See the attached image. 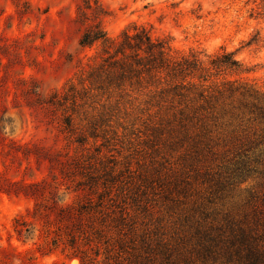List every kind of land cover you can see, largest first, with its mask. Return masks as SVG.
Returning a JSON list of instances; mask_svg holds the SVG:
<instances>
[{
  "label": "trees",
  "instance_id": "1",
  "mask_svg": "<svg viewBox=\"0 0 264 264\" xmlns=\"http://www.w3.org/2000/svg\"><path fill=\"white\" fill-rule=\"evenodd\" d=\"M77 14L95 20L83 25L78 45L99 44V62L81 75V88L69 84L49 104L65 110L64 129L76 135L75 143L93 140L94 154L82 158L89 171L77 183L89 198L60 210L52 245L66 237L81 264H97L100 247L104 264H264V193L248 190L242 203L232 202L237 185L251 173L264 178V95L226 78L241 68L232 53L206 62L196 53L174 57L167 41L152 39L145 29L111 40L101 25L107 11L99 0H79ZM79 101L100 107L81 128L69 113ZM254 123L262 126L257 137L247 132ZM136 126L146 128L151 139L166 135L186 145L188 171H132L130 162L118 170L116 156L102 149L111 153L114 141ZM215 138L232 148L231 156L214 171L194 169L211 159ZM151 194L165 212H179L176 243H163L160 252L138 240V214ZM20 220L17 233L27 232Z\"/></svg>",
  "mask_w": 264,
  "mask_h": 264
},
{
  "label": "rangeland",
  "instance_id": "2",
  "mask_svg": "<svg viewBox=\"0 0 264 264\" xmlns=\"http://www.w3.org/2000/svg\"><path fill=\"white\" fill-rule=\"evenodd\" d=\"M99 1L107 11L101 25L111 40L145 29L152 39L167 41L174 57L196 53L206 62L232 53L241 68L226 78L264 95L261 0ZM78 5L79 0H0V264H81L66 237L55 246L52 240L60 210L89 198L77 183L88 174L86 164L81 165L94 154L93 140L85 146L75 143L76 135L64 129L65 110L49 104L52 94L64 93L69 84L81 88V75L99 62V44L84 49L78 45L83 25L95 21L90 16L80 20ZM77 104L69 113L81 128L93 108L100 107L91 101ZM261 128L250 124L247 132L257 137ZM214 141L211 159L194 169L214 171L231 156L230 146ZM114 144L111 153L110 148L102 152L116 156L118 170L130 162L132 171L157 170L165 176L188 171L186 145L166 135L151 139L142 126ZM261 184L264 178L251 173L237 185L232 202L242 203L248 190L264 193ZM148 199L137 218L138 240H148V248L160 252L163 243H176L179 212H165L152 194ZM35 205H40L38 212ZM17 219L25 222L27 232L22 228L17 233ZM104 258L100 247L97 264H104Z\"/></svg>",
  "mask_w": 264,
  "mask_h": 264
},
{
  "label": "bare ground",
  "instance_id": "3",
  "mask_svg": "<svg viewBox=\"0 0 264 264\" xmlns=\"http://www.w3.org/2000/svg\"><path fill=\"white\" fill-rule=\"evenodd\" d=\"M76 262V261H75ZM73 264H76V263H73Z\"/></svg>",
  "mask_w": 264,
  "mask_h": 264
}]
</instances>
